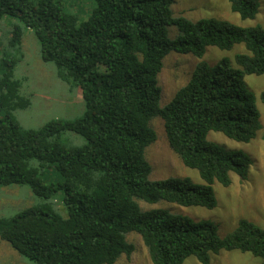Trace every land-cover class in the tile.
Wrapping results in <instances>:
<instances>
[{
    "label": "trees",
    "instance_id": "trees-1",
    "mask_svg": "<svg viewBox=\"0 0 264 264\" xmlns=\"http://www.w3.org/2000/svg\"><path fill=\"white\" fill-rule=\"evenodd\" d=\"M93 1L90 16L79 22L65 11L64 0H0V20L18 22L3 30L0 48V186L27 185L41 201L0 218V240L34 264H116L135 251L126 239L131 233L140 237L150 264H183L190 256L209 264L210 254L223 251L249 253L264 264V230L246 220L220 238L210 221L165 209L142 211L138 203L210 210L216 207L214 183L228 187L231 174L247 177V154L228 152L206 138L216 132L248 143L261 130L244 78L264 75V29L173 18L172 0ZM227 1L243 20L259 13L261 0ZM171 27L177 29L173 38ZM23 28L38 41L41 60L55 65L58 79L80 90V118L36 130L16 121L14 111L30 105L20 96L14 77L18 61L11 56ZM240 44L249 55L235 56L236 68L227 60L203 61L209 48L229 51ZM171 51L191 56L195 64L187 83L160 107L156 77ZM260 101L264 105V92ZM157 116L170 150L203 184L149 180L145 148L156 141L150 122ZM66 132L85 144L62 145L59 138ZM45 167L55 168L58 182L43 183ZM59 192L65 217L49 202Z\"/></svg>",
    "mask_w": 264,
    "mask_h": 264
},
{
    "label": "rangeland",
    "instance_id": "rangeland-1",
    "mask_svg": "<svg viewBox=\"0 0 264 264\" xmlns=\"http://www.w3.org/2000/svg\"><path fill=\"white\" fill-rule=\"evenodd\" d=\"M173 18L184 16L192 22L201 19H216L241 28L260 27L264 29V0H261L259 13L254 19H241L238 14L230 10L227 0H172ZM93 0H64L65 11L75 14L78 21H85L95 8ZM15 19L0 20V48L5 46L3 30H11ZM177 29L170 28V37L176 35ZM7 32V31H6ZM6 34V33H5ZM249 55L243 44L235 45L229 51L209 48L203 61L215 65L227 60L229 65L236 68L235 56ZM1 56V55H0ZM11 56L17 58L14 77L20 81V96L27 98L30 105L26 109L14 111L18 124L25 129H40L48 122L55 120L72 121L80 118L84 113V104L80 90L72 83L67 84L58 79L56 67L52 63H44L40 57V45L33 33L23 28L21 45L18 50L11 51ZM195 64L191 56L169 52L163 60L161 72L156 77L157 87L160 88V107L168 104L175 92L184 86ZM248 89L254 94L257 110L260 114L261 130L248 143L229 140L224 135L210 132L207 141L217 144L228 152H244L251 160L247 177L241 179L231 174V184L223 187L212 185L216 207L210 210L194 207H180L174 204L159 202L151 205L139 201L142 211L165 209L173 215H183L194 221H210L217 227L220 238L235 231L240 220H246L264 230V105L260 101V94L264 92V75H250L244 78ZM151 128L156 134V141L145 148V157L151 165L150 181L167 179H188L192 183L201 185L202 180L197 173L185 167L170 150L167 143L163 121L160 117L151 120ZM59 142L68 147H80L85 140L73 133H63ZM33 167L38 162L31 161ZM41 179L43 183L59 181V175L54 167H45ZM53 209L62 217L66 216L63 205V193H57L49 201ZM41 201L34 196L27 185L0 186V218L14 216L18 212L36 207ZM127 242L133 245L132 257L122 256L116 264H150L146 250L140 237L128 234ZM0 264H34L20 256L6 242L0 240ZM183 264H200L195 257L190 256ZM209 264H261V259L249 253L220 252L210 254Z\"/></svg>",
    "mask_w": 264,
    "mask_h": 264
}]
</instances>
